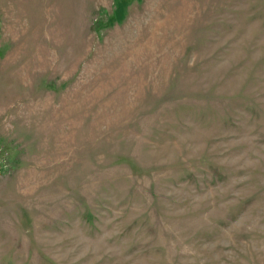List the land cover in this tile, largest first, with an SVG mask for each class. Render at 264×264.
I'll list each match as a JSON object with an SVG mask.
<instances>
[{
  "label": "rangeland",
  "instance_id": "1",
  "mask_svg": "<svg viewBox=\"0 0 264 264\" xmlns=\"http://www.w3.org/2000/svg\"><path fill=\"white\" fill-rule=\"evenodd\" d=\"M0 264H264V0H0Z\"/></svg>",
  "mask_w": 264,
  "mask_h": 264
}]
</instances>
